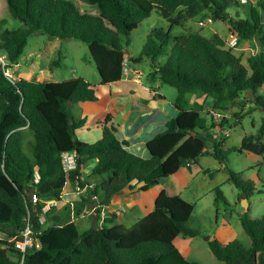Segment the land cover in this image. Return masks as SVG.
Segmentation results:
<instances>
[{"label":"trees","instance_id":"obj_1","mask_svg":"<svg viewBox=\"0 0 264 264\" xmlns=\"http://www.w3.org/2000/svg\"><path fill=\"white\" fill-rule=\"evenodd\" d=\"M5 1L10 16L22 24L21 28L3 29L6 19L0 18V57L5 56L6 68L18 64L30 36L45 35L84 43L100 85L124 78V59L134 64L145 61L151 68L147 79L173 87L177 95L175 112L168 116L165 130L147 142L150 156L143 159L127 150V141L117 139L110 115L97 122L101 129L98 140L89 143L80 139L78 132L87 120L79 119L73 109L98 101L95 87L85 79L36 82L21 78L12 83L0 63V264L19 262L21 254L9 239L27 224L40 246L25 253L23 264H197L187 261L174 246L178 235L197 236L188 226L193 205L163 190L152 212L128 229L114 224L79 232L73 223L61 224L56 217L46 214L43 224L37 218L47 201H61L68 184L79 190L87 188L81 207L93 196L106 206L124 190L145 193L159 187L163 179L196 164L202 156L225 164L221 145L226 138L213 131L215 127L223 129L228 120L207 125L200 115L202 108L187 107L185 97L199 92L203 100L212 99L211 110L217 111L244 100L264 110V95L256 94L264 87V0H79L87 8L84 11L69 0ZM154 9L168 20L169 28L152 29L139 54L131 56L128 46L133 34ZM203 15L213 23H225L227 32L237 34L238 44L256 43L257 51L247 58V67L217 33L210 38L186 30L172 33L174 27H180V17L189 21ZM61 59V52L56 53L50 67L58 66ZM242 93L249 98L240 99ZM24 130L33 134V162L23 152ZM263 136L264 120L256 135L244 136L241 145L231 150L263 157ZM65 152L77 157L76 168L70 172L62 168L61 154ZM89 161H95L90 172L96 180L92 190L89 183L81 181ZM225 165L228 181L241 191V198L252 195V183L241 181L239 174ZM33 193L38 199L35 204L28 201ZM214 195L216 207L226 204L219 188L214 189ZM241 225L249 237V248L237 240L222 243L208 239L211 253L223 264H264V215L256 219L244 216Z\"/></svg>","mask_w":264,"mask_h":264},{"label":"rangeland","instance_id":"obj_2","mask_svg":"<svg viewBox=\"0 0 264 264\" xmlns=\"http://www.w3.org/2000/svg\"><path fill=\"white\" fill-rule=\"evenodd\" d=\"M78 6L81 11L87 8L79 0H69ZM245 0H242V3ZM0 18L6 19V24L3 29L13 30L21 28L22 24L16 19H13L7 9L6 1L0 0ZM94 14L95 11L91 10ZM233 14V10L229 11ZM207 16L203 15L195 20H185L179 18L180 27H174L172 33L177 34L183 30L191 32H199L204 37H211L214 32L221 35L223 38L227 37V25L223 22L206 21ZM168 20L161 17L156 9L151 15L146 18L142 24L137 28L133 34V38L128 46V51L131 56H136L141 51L146 37L150 34L152 29L168 30ZM232 52L241 59L244 66L247 67V58L257 51V46L254 41H243L238 44ZM61 52L62 59L58 66L50 67L49 62L56 58V53ZM41 56V59L39 57ZM50 56V57H49ZM48 59V74L51 80L55 82H62L74 78H83L92 86L97 88L98 102L95 103H81L74 107L73 112L79 117L80 113L91 112L87 116L88 120L104 121L106 114H116L119 107H131L133 110H141L144 106L161 108L168 116H172L175 112L173 103L175 101L177 92L173 87L168 85H160L158 81L150 82L147 75L151 68L143 61L139 64L128 62L127 66L136 70V77L139 78L143 85L149 89H153L152 94H147L146 97L136 98L129 96L130 100L124 106L125 99H127L126 91L123 89L122 83H115L107 86L106 90L109 95H103L99 88L100 77L95 70L91 56L87 46L79 41H65L60 39H52L45 35H33L27 40L26 47L20 57L19 63H36V66L41 60ZM165 61L162 57L161 62ZM42 63L39 64V66ZM15 67V66H14ZM13 67V68H14ZM135 67V68H131ZM9 69L16 79L17 73ZM22 70V69H21ZM134 76V72L130 75ZM23 77V75H19ZM126 80L131 77H126ZM136 79V78H135ZM17 80V79H16ZM38 81L41 78H37ZM99 91V92H98ZM257 96L264 95V87L257 90ZM162 96V97H160ZM199 96V92L195 94H188L185 97L187 107L202 108L201 117L205 118V123L209 125L212 121L211 116L206 114L207 110L212 108L208 103L195 105V99ZM108 97V98H107ZM113 97L117 100H113ZM201 97V96H200ZM247 93H242L240 99H246ZM249 98V97H248ZM210 98H207L209 100ZM200 106V107H199ZM211 108V109H210ZM165 113V114H166ZM220 117L219 122L223 118L228 120L223 129L228 131V136L223 140L221 150L225 153L226 165L211 156H202L198 158L197 163H191L188 166L181 168L171 178V182L175 185V190L180 198L193 205V211L190 216L188 226L197 231V236L194 238L184 237L178 235L174 240V246L179 250L187 261L196 262L197 264H223L215 259L209 249L208 239H216L222 243H227L233 240L239 241L242 246L247 249L250 247L249 237L243 231L241 219L246 216L249 219L260 218L264 215V156L255 155L248 152L238 153L232 151V148H238L241 141L246 135H256L264 120V110L256 106L253 101L244 100L243 104L228 105L222 111H218ZM234 114L238 115V119L234 118ZM88 128L91 131L97 127L96 124L88 123ZM220 128L217 127L213 133L221 138ZM80 137V134H79ZM264 139V136H263ZM33 134L30 130L23 131V152L27 158L33 162ZM224 165L234 173L239 174V178L243 182H249L253 185V193L246 202L248 204L247 211L242 208L243 199L241 191L236 186L228 181V173L224 169ZM207 170V173L204 171ZM219 188L226 200L225 203L219 204L217 207L214 204V189ZM62 216L67 217V212L63 211ZM133 217V216H132ZM131 217V218H132ZM140 218V217H138ZM133 222L136 217H133ZM130 227V223H126ZM76 228L79 232H83L82 227L76 222ZM84 228V227H83ZM89 228V227H88Z\"/></svg>","mask_w":264,"mask_h":264},{"label":"crops","instance_id":"obj_3","mask_svg":"<svg viewBox=\"0 0 264 264\" xmlns=\"http://www.w3.org/2000/svg\"><path fill=\"white\" fill-rule=\"evenodd\" d=\"M2 7L3 6L0 5V9ZM215 33L216 32H214V34ZM225 39L226 38L224 37V40ZM39 57L41 59L40 55ZM48 59L49 58H46L45 60H41L40 63H42V65L40 66H39L40 63L36 66L38 62L30 63V61H26L24 64L23 63L21 64L18 61V64L15 65V67L13 68V70L17 73L18 76L16 79L22 78L30 81L33 80L36 82H41V81L52 82L53 80H51V77L48 74ZM131 68H135V67H131ZM133 72H137V71L133 70ZM20 74L23 75V77L19 76ZM126 77L127 78L131 77V79L126 80L124 79L125 78L124 76L122 80L116 82V83H122L123 89L124 91H126L127 99H125L124 106H126V103L130 100L129 96L131 95L135 96L138 99L141 97H146L147 94H152L154 92L152 88L147 89L143 85L144 82H141L140 80H136L133 74L128 75ZM37 78H41V80L38 81ZM109 85L111 84L108 85L99 84V88L102 90L104 96L109 95V93L106 90H104ZM95 89L97 93V88L95 87ZM113 100L115 101L117 99L113 97ZM197 102H199V104H205L206 102L212 108V99L203 100L202 97H196L194 104H196ZM144 107L145 108L141 110H133L131 109V107L128 110V107L127 108L119 107L116 114L114 115L106 114L105 117L107 115L111 116L112 124L116 127L117 139L120 141L128 142L127 150L130 153L139 156L143 159H148L150 155L146 148V144L155 135L162 133L165 130V126L169 117L168 114L164 112L161 108L150 107V106L149 107L144 106ZM86 115L87 116L91 115V112H87V113L81 112L79 117L77 116L79 119L86 118L87 120L85 127L79 130L78 135L80 134L81 140L92 143L98 140L101 136L100 126L97 125V122H101V120H96V121L93 120L92 122H90L92 119L88 120V117ZM88 123L97 125L94 131H91L88 128L87 126ZM94 165H95V161L87 162L84 165L83 174L81 177L82 182L89 183V185H87L89 190H92L96 185L95 178L90 176V172ZM172 177L173 176L167 179H163L159 187L150 189L145 193H142L138 190H133V191L124 190L113 196L110 203L106 206L99 205V198L97 197L96 200L90 198L89 203H86L83 207H81V200L83 197L86 196L87 188L83 190H79L76 185L68 184L64 188L61 201H55V200L47 201L44 207L47 210L46 211L47 216L56 217L60 219L61 224L73 223L75 225L77 222L79 226L82 227L83 229L82 231L87 230L88 227L89 228L102 227L103 225H107L108 227H111L114 224L121 225L124 228L128 229L134 226L142 218H144L145 216H147L149 213L152 212L154 208V202L161 190L165 191V193L168 196H179V194L175 190L174 183L171 182ZM122 207H124L125 211L119 212ZM86 208L89 209L88 214L83 213ZM80 209H81L80 214L77 215V211H79ZM63 211L67 212L66 218L62 216ZM132 216L136 217V220L134 222L132 220L133 219ZM126 223H130V225L132 226L127 227Z\"/></svg>","mask_w":264,"mask_h":264},{"label":"built area","instance_id":"obj_4","mask_svg":"<svg viewBox=\"0 0 264 264\" xmlns=\"http://www.w3.org/2000/svg\"><path fill=\"white\" fill-rule=\"evenodd\" d=\"M242 1V0H241ZM207 22L211 23V19L207 18L206 19ZM225 42H226V45L228 48H231V49H234L237 45H238V36L236 33H233V32H228V35L225 39ZM0 63L2 64L3 67H5L3 69V74L4 76L10 81V82H14L16 81V79L14 78L13 74L11 73V71L6 68V59H5V56H2L0 57ZM127 59H124L123 60V64H124V69H123V73H124V76H128L130 75L131 73H133V71L127 66ZM134 77L136 78V80H139V78H137L136 76V72H134ZM210 116H211V119L212 121L217 125L219 123L218 119L219 117L221 116L220 113H218L217 110H211L210 112ZM217 127L214 128V130L216 129ZM220 134L223 136V137H227L228 136V131L224 130V129H220ZM76 155L73 153V152H65L63 154H61V163H62V168L65 172H70L72 170H74L76 168ZM38 180V176L36 175V178H35V182ZM93 200H96L97 197L96 196H93L92 197ZM28 201L31 203V204H35L37 203L38 199L36 197V194H31L29 196V199ZM89 209L86 208L84 210V214H88ZM46 209L45 207H43V212L41 214L38 215V222L39 224H43L46 220ZM125 209L124 207L121 208V210L119 212H124ZM9 241L13 242L14 244V248L21 254L20 256V259H19V262L16 263V264H23L24 262V255L26 252L28 251H32V250H37L39 249V241L38 239L34 236L33 232H32V229L30 227L29 224H27L25 226V228L15 237L9 239Z\"/></svg>","mask_w":264,"mask_h":264},{"label":"water","instance_id":"obj_5","mask_svg":"<svg viewBox=\"0 0 264 264\" xmlns=\"http://www.w3.org/2000/svg\"><path fill=\"white\" fill-rule=\"evenodd\" d=\"M242 208H243L244 211H247V209H248V204H247L245 198H243Z\"/></svg>","mask_w":264,"mask_h":264}]
</instances>
